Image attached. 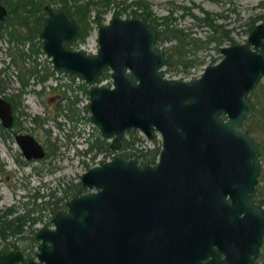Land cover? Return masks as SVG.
<instances>
[{"label":"water","instance_id":"1","mask_svg":"<svg viewBox=\"0 0 264 264\" xmlns=\"http://www.w3.org/2000/svg\"><path fill=\"white\" fill-rule=\"evenodd\" d=\"M44 10L41 49L55 69L89 84V118L110 148L130 128L148 138L156 130L160 147L154 164L113 154L87 167L79 182L90 190L68 197L51 225L37 229L34 256L13 249L0 253V264H254L264 205L250 197L259 151L241 123L253 109L248 92L264 78V23L181 79L163 77L170 58L144 20L110 16L86 54L66 45L76 19L49 3ZM6 12L0 0V20ZM103 67L112 86L94 83ZM12 118L0 95V124ZM14 139L25 158L43 155L31 134Z\"/></svg>","mask_w":264,"mask_h":264},{"label":"rangeland","instance_id":"2","mask_svg":"<svg viewBox=\"0 0 264 264\" xmlns=\"http://www.w3.org/2000/svg\"><path fill=\"white\" fill-rule=\"evenodd\" d=\"M109 1L110 3L104 7V10L101 11V22L107 21L116 10L119 11V15L121 16H130V14L140 13L139 15L136 14V16L142 17V15H145L144 9L135 2L143 1L147 3V10L150 13L147 16L145 15V20H151L154 28L162 29L163 24L168 22V26L173 25L175 27L183 28L184 31L196 39L198 38L205 40L206 36L210 33V30H208L207 26L201 21V18L203 17L201 8L209 11L212 16L216 14L218 16L216 21L222 23L223 29L230 30L229 35L235 42L244 41L249 29L253 26V24L258 22L264 23L262 20H256L252 25L250 23L252 17L259 15L262 12V8L259 7V2L261 0ZM98 8L100 9L98 5H95L89 12L88 20L90 24V30L87 36L82 41H75L72 43L70 45L72 48L83 50L86 53H92L96 49L97 44L95 32L97 26L95 22L91 21V19L93 12ZM193 15H196V17ZM160 18L162 19L161 21ZM195 42L196 44H193L194 48L201 44L199 40H195ZM170 43H173V40L163 42V44L158 45V48L162 51V47H166L167 45H170ZM7 44L8 43L6 39L0 38V67L6 64V61L9 59ZM225 44L229 43L224 41L217 45L211 42L207 44V48L204 50H198L197 57H202L201 63L183 68L181 65H175L171 61V63L168 65L162 66V70L164 74L170 77L183 79L194 77L201 72L203 66L207 62H214L220 58L219 47ZM16 45L22 50H24V48L27 46L26 42H18ZM31 57H37L38 60H36L40 64L47 65L48 58L44 55V53H36ZM25 61L28 62V59H25ZM104 78L108 79L109 77ZM0 80L3 84L2 93L16 91L17 82L12 65L0 71ZM29 84L30 85H27L24 93H22L21 103L18 105V108L23 110L24 113L18 115V118L21 122L19 129L21 131L33 134L39 140H43L44 131L42 129L46 127L51 130V136L54 139V142L61 145V141H63L65 138L61 131H59V134H57L56 125L54 124L53 118L44 120L40 126L35 125L32 122L31 117L35 114L40 115V117H45L44 107L47 106H44L42 102L38 103V95L32 91V89H37L35 86L36 84L30 80ZM32 84L34 85L32 86ZM247 98L251 101L253 109L251 115L247 119L242 120L241 125L244 130H247V134L252 139H254L258 147L259 172L257 182L253 190L256 196L261 198L264 203V78H260L255 83L253 88L248 92ZM80 105L81 104H79L78 107H81ZM255 109H258L260 112L255 111ZM79 110L80 108H78V111ZM85 115H87V113H85ZM86 122L87 123H85V127H88L89 134L87 135L85 132L84 137H86V139L88 137L89 141H93L94 137H96L99 132L94 124L87 120ZM135 130L136 136L139 139V141H136L135 146L138 148H142L144 150L146 148H157L160 146V135L156 130H154V134L151 138H148L139 129ZM123 136L126 137L125 134H122V137ZM106 140L110 142L111 139L106 138ZM84 144H86V140ZM17 151L19 152L17 145L11 139L7 140L6 137L2 140L0 138V166L2 167L0 170V210L7 206H12V209L15 213L28 211L29 217L36 216L37 218L34 219L31 227L27 226V223H30L29 220H27L25 225H23L22 230L18 233L7 232L4 238L0 237V248L3 247L4 242H11L16 244L19 249H23L24 251L28 252L30 256H34L33 252L36 248L35 246L37 240L33 237L34 241H32L31 235L34 236V233L38 227L51 225L50 217L55 211L51 208L52 203H43V201H46V197L48 196L49 199H57V209H63L64 206H62V203L65 202L69 196H71L70 193L73 191L75 185L79 182L81 172L90 165L97 164L102 160L108 159L113 154H120L121 150L119 147L117 149H112V152L107 155L103 153H97L94 154L93 158H87L84 156V161H82L85 163H81V161L75 157V146L71 145L65 151L66 155L72 154V160L64 158L65 153L62 152L63 147L60 146L55 154L45 159H36L30 163L22 165H19L14 160V155L19 156L17 155ZM36 167H42L40 168L42 169L41 174H37V171L35 170ZM59 181L60 183H58ZM67 183L69 184L68 188H66ZM82 189L84 190L83 192L90 190L86 187H83ZM33 191H37L38 194H42L43 196H37L36 198H33ZM50 192H52V194ZM9 245L10 244H8V246ZM254 264H264V235L259 248V253L254 260Z\"/></svg>","mask_w":264,"mask_h":264},{"label":"trees","instance_id":"3","mask_svg":"<svg viewBox=\"0 0 264 264\" xmlns=\"http://www.w3.org/2000/svg\"><path fill=\"white\" fill-rule=\"evenodd\" d=\"M2 3L6 6L7 12L3 19L0 20V38L6 39L8 43L7 52L9 53V62L0 67V71L12 65L17 82V91L2 93L3 84L0 80V95L7 99L12 108L15 110L17 105L21 103V94L25 91V88L29 84V80L31 79L32 82H40L48 75L47 69L44 70V65L40 64L38 67L39 62H37L34 57H31L38 51H41L38 32L45 15L44 4L50 3L54 5V7L62 8L69 14L73 15L77 20L78 27L75 36L73 40L67 44L70 46L75 41L84 40L88 34L90 30L88 16L92 5L97 4L100 7V9L98 8L95 10L91 19V21L95 22L96 26H98L102 19L100 15L101 11L107 6L109 0H2ZM135 3L143 7L146 16L150 14L147 10V3L143 1H136ZM259 7L262 8V12L251 18V25L256 20L264 21V0L259 2ZM201 10L203 12L201 21L207 26L208 30H210V33L206 36L205 40L196 39L184 31L183 28L175 27L173 25L168 26V22L163 24L162 29H156L152 25V27L156 30L155 43L157 46L163 44V42L173 40V43H170V45L162 47V51L164 52V55L170 57L171 61L175 65H181L183 68H186L188 66L201 63L202 57H197V51L207 48L208 43L213 42L218 45L224 41H227V43L235 42L229 35L230 30L223 29L222 23L216 21L218 17L216 14L212 16L209 11L202 8ZM113 14H119V11L116 10ZM145 15H142L144 20L146 19ZM193 16L196 17V15ZM195 40H199L201 42V44L197 45L196 48L193 47V44H196ZM18 42H26L27 51L17 47L16 44ZM26 57L28 62L25 61ZM103 70L104 71L101 73L100 77L103 76V74L105 75L106 67ZM255 111L260 112L258 109H255ZM33 121L36 122L35 116L33 117ZM15 126H19L18 120L13 122V124L7 128L0 125V131L4 134V137H6L8 131H16ZM4 130L5 132H3ZM245 131L247 133V130ZM123 134H125L126 137L121 136V143L119 146L121 151L119 155L123 157H134L137 161L154 158V155H156L157 152L156 147L146 148L143 150L142 148L135 146L136 141H139L136 136L135 129H128ZM93 146L95 148V154L103 152V154L107 155L112 152V149L109 146V141H107L106 138L100 137L98 134L94 139ZM82 188L83 186L78 182L70 195L82 191ZM250 197L254 202L261 205L264 204L262 199L256 196L254 190L251 191ZM56 201L57 199L47 200L48 204L52 203V210H57ZM62 206H64V202L62 203ZM34 219L35 218L29 217L28 211L15 213L12 206H7L1 209L0 237L4 238L7 232L18 233L22 230V225L27 220L32 223L34 222ZM31 239L33 240V235H31ZM10 246L11 248L17 247L14 244H10ZM8 249V245L4 244L3 247L0 248V252ZM26 254L29 253L26 252Z\"/></svg>","mask_w":264,"mask_h":264},{"label":"flooded vegetation","instance_id":"4","mask_svg":"<svg viewBox=\"0 0 264 264\" xmlns=\"http://www.w3.org/2000/svg\"><path fill=\"white\" fill-rule=\"evenodd\" d=\"M1 3H2V0H1ZM109 3H110V1H109ZM2 4L4 5V3H2ZM95 5H97V4H93L92 5L91 10H92V8ZM51 6L54 9H58L57 7H54V5H52V4H51ZM59 9H62V8H59ZM6 10H7V8H6ZM45 14H46V12H45ZM136 14L139 15L140 13L139 14L138 13H135V15L134 14L133 15L130 14V16H136ZM113 15H115V14H113ZM117 15H119V14H117ZM44 17H45V15H44ZM136 17L144 20V18H142V17H139V16H136ZM161 20L162 19L160 18V21ZM144 21L148 24L149 27H151L155 31V39H156V30L152 27L151 20H148L147 19V20H144ZM77 27H78V25H77ZM74 36H75V34H74ZM74 36H73V38H74ZM73 38L70 41H72ZM67 44H68V42L66 43V45ZM26 47L24 48L25 51H27V48ZM69 47H71V46H69ZM40 49H41V43H40ZM74 49H76V48H74ZM81 51L84 52L83 50H81ZM94 52H95V50H94ZM94 52H92V53L91 52H89V53L84 52V53H86V54H93ZM37 53H43L42 49H41V51H38ZM26 59H27V57H26ZM35 59L38 60L37 57ZM47 60H48L47 61V65L41 64V65H44V70L47 69V71H48L47 77L44 80H41L40 82H33L34 84H36L35 86H36L37 89H32V91H34V93H36V95H38V98H37L38 103L42 102L44 104V106H47V107H44V115H45V117H40V115L35 114V115H33L31 117V119H32V122L35 125L40 126V124H42L44 120H46L48 118H53L54 119V124L56 125L57 134H59V131H61L63 133L65 139H63V141H61V145L58 144V143H55L54 142V139L51 136V130L48 129V128H46V127H44L42 129L44 131V139L43 140L37 139L33 134H31L29 132L21 131L19 129L20 126H21V122H20V119L18 118V115L22 114L23 113V110H20L18 108V105H17V108L15 110L11 106L13 118H12V122H11L10 125H12L13 122H15L16 120H18L19 121V126L18 127L15 126V129H16L15 132L8 131V134L6 136L7 137V140L11 139L16 144L15 139H14V136L16 134H18V133H28V134H31L41 144L42 149H43V155L41 157L27 159V158L24 157V155L22 154V152L19 150V148L17 146V148L19 150V152L17 151V155H19V156L14 155V160L19 165L27 164V163H30V162L36 160V159L37 160H40V159L42 160V159H45V158H47V157L55 154L58 151V148L60 146L63 147V151L62 152L65 153V151L69 148V146L73 145V146H75V152H74L75 153V157H77L79 159V161H81V163H85V162H83L84 161L83 160L84 156H86L87 158H91V157L93 158L94 157V154H95L94 153L95 152V148L93 146L94 140L93 141H89L88 137H87V139H86V137H84V133L85 132H86L87 135L89 134L88 127H85V123H87L86 120L89 121V122H91V120L89 118V110H88V107H87V103H88V93H87V89L89 87V84L84 80V78L82 76H80V75H78L76 73L64 72L62 70L55 69L52 66V64H51L50 59L48 58ZM8 62H9V59L6 61V64ZM170 63H171V59H170ZM39 66H40V63L38 64V67ZM104 68L105 67H103L101 69V71L98 74V76L96 78V81L94 83L95 84H104V85H107V86H112L111 85V77L109 75L110 69L108 67H106L105 75L103 74V76L100 77L101 73L104 71L103 70ZM107 69H108V71H107ZM55 70L58 71V72L67 73L70 76H77L78 78L81 79V81L79 83H77L76 85H73V86H71L69 83H68V85L67 84L61 85V83L59 81H58L57 84H53L52 83L51 76L53 75V72ZM162 75H163V77H167V78H176V77H170V76L164 74L163 70H162ZM104 77H107V78L109 77V78L106 79ZM181 79H183V78H181ZM30 81H32V80L30 79ZM34 84H32V86ZM28 85H30V84H28ZM67 89L68 90L70 89L69 90V93H68V90ZM16 91H17V89H16ZM39 99H40V101H39ZM79 104H81L80 105L81 107H78ZM78 108H80L79 111H78ZM85 113H87V115H85ZM34 116L36 117V122L33 121V117ZM4 128H7V127H4ZM3 132H5V130ZM153 134H154V131L152 133V136H153ZM98 135L100 137H102L100 134H98ZM6 137H4V134H2L1 131H0V138L3 140ZM94 139H95V137H94ZM85 140H86V144H84ZM120 143H121V138H120ZM159 147L160 146L157 147V152H156L155 158H152V159L151 158H148V159H145L144 161H139V162H149L150 164H154L155 161H156V156H157ZM60 155H62V154H60ZM71 155H66V153H65L64 158H67V159L72 160V156ZM40 168H42V167H38V168L36 167L35 168V170L37 171V174L38 175L42 173V169H40ZM1 169H2V167H1ZM58 183H60V181ZM58 183H57V185H58ZM68 187H69V184L67 183L66 184V188H68ZM66 188H64V189H66ZM83 191L84 190H82V191H80L78 193H81ZM50 193L52 194V192H50ZM78 193H74V194H78ZM74 194H72V195H74ZM32 196H33V198H36L37 196H43V195L42 194H38L37 191H33ZM46 198H47L46 201H43V203H48L47 200L49 199V197L47 196ZM254 203H256V202H254ZM64 205H65V202H64ZM31 218H37V217L34 216V217H31ZM32 223L31 224L30 223H27V226L28 227H31ZM23 225H25V223ZM23 225H22V227H23ZM44 226H46V225H44ZM40 227H42V226H40ZM37 229H36V231H37ZM263 235H264V232H263ZM263 235H262V240H263ZM262 240H261V243H262ZM32 241H34V240H32ZM4 244H6V245L11 244L12 245L14 243L4 242ZM14 245H16V244H14ZM8 248L9 249L6 250V251L13 250V249H17V250H19V251L22 252V254H23L24 257L30 256L29 254H26V251H24L23 249H19L18 246L16 248H11V246L9 245ZM6 251H2V252H6ZM15 264H18V263H15Z\"/></svg>","mask_w":264,"mask_h":264},{"label":"built area","instance_id":"5","mask_svg":"<svg viewBox=\"0 0 264 264\" xmlns=\"http://www.w3.org/2000/svg\"><path fill=\"white\" fill-rule=\"evenodd\" d=\"M51 79H52L53 84H57L59 81L61 83V85H65V84L68 85V83H69L71 86L76 85L77 83H79L81 81V79L78 78L77 76H70L67 73L58 72L56 70L53 72ZM69 90H68V93H69Z\"/></svg>","mask_w":264,"mask_h":264}]
</instances>
